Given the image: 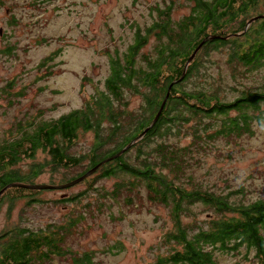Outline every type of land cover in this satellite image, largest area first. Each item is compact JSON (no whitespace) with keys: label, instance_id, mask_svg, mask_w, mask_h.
I'll list each match as a JSON object with an SVG mask.
<instances>
[{"label":"trees","instance_id":"trees-1","mask_svg":"<svg viewBox=\"0 0 264 264\" xmlns=\"http://www.w3.org/2000/svg\"><path fill=\"white\" fill-rule=\"evenodd\" d=\"M188 1V15L174 21L171 7L160 12L161 19L147 27L145 34L139 31L123 57L112 56L104 89L96 91L81 109L55 121H18L16 131L0 144V191L11 184L42 185L35 181L47 164L33 163L28 171L19 170L22 162L34 160L38 153L47 155L52 172L83 169L72 177L64 174L57 185L46 184L60 186L132 144L131 150L80 183L87 188L80 193L67 194L76 185L60 190L9 187L0 198V208L8 204L12 209L24 199L28 207L62 204L70 210L61 223L37 230L17 224L1 233L0 264H50L63 258H70L71 264H95L96 253L74 252L68 239L97 205L94 201L101 203L100 211L102 203L124 193L130 202L131 195L142 188L151 203L170 209L174 224L159 245L167 252L158 254L152 264H219L220 254L238 255L243 249L255 252L257 260L264 262V199L246 202L244 186L224 192L193 181L197 156L219 138L234 142L253 137L256 127L264 128V85L251 90L235 84L239 77L264 69V18L248 24L264 15V0ZM152 35L156 41L152 56L139 57ZM211 36L218 39L209 41ZM205 40L184 80L173 86L160 120L138 139L152 125L170 85L180 80L188 60ZM216 55L227 65L233 84L221 74L216 78L206 74V64L215 63ZM21 92L11 81L0 90V97L12 103ZM134 96L141 98V104L132 110ZM80 134H92L94 140L88 152L75 155L71 148ZM189 137V144H181ZM99 178H115L112 191L97 187L93 181ZM48 191L63 194L45 201L40 196ZM199 214L205 217L199 219Z\"/></svg>","mask_w":264,"mask_h":264},{"label":"rangeland","instance_id":"rangeland-1","mask_svg":"<svg viewBox=\"0 0 264 264\" xmlns=\"http://www.w3.org/2000/svg\"><path fill=\"white\" fill-rule=\"evenodd\" d=\"M188 0H0V90L13 81L22 96L12 103L0 97V144L16 131L18 121H55L75 109H81L96 91L104 89L110 74V60L123 57L134 43L137 33L145 34L147 27L168 11L179 21L189 14ZM9 11V13H8ZM139 57L154 52L156 41L149 36ZM10 49V51H9ZM138 57V58H139ZM142 58V57H141ZM51 59L49 62H46ZM140 59V58H139ZM144 65V64H143ZM206 74H220L230 84L228 67L222 57L206 64ZM238 88L256 89L264 85V69L239 77ZM141 98L130 99L132 110L138 109ZM253 137L234 142L219 138L209 150L202 152L193 169L194 183L212 190L228 191L245 187L246 202L264 199V128L256 127ZM72 146L75 155L88 152L94 137L80 134ZM190 137L181 140L189 144ZM46 154L38 153L32 161L22 162L19 170L28 171L33 163L47 164L37 184H59L65 176L83 171L75 168L63 173L52 172ZM93 180V179H92ZM116 179H97V187L110 191ZM87 188L78 184L67 194L80 193ZM63 192L48 191L41 195L45 201L60 199ZM101 203L88 210L78 224L76 234L68 239L74 252L96 253L95 264H152L158 254L167 252L160 247L163 236L173 228L171 211L147 199L142 188L131 195ZM65 205L28 207L21 199L10 209L0 208V234L19 224L33 230L50 223H61L70 210ZM199 219L205 217L198 215ZM187 221V220H186ZM219 264H264L243 249L238 255L220 254ZM50 264H71L70 258Z\"/></svg>","mask_w":264,"mask_h":264},{"label":"water","instance_id":"water-1","mask_svg":"<svg viewBox=\"0 0 264 264\" xmlns=\"http://www.w3.org/2000/svg\"><path fill=\"white\" fill-rule=\"evenodd\" d=\"M8 13H9V11H8ZM262 18H264V15L254 17V18H252V19L249 21L248 24H250L251 22H253V21L257 20V19H262ZM2 33H3V28H0V35H3ZM215 39H218V37H212V36H211V38H209L208 40L211 41V40H215ZM206 42H207V40H205L201 45H199L198 48L194 51V54L190 57V59L188 60V62H187V64H186V69H185V71H184L182 77L180 78V80H179V81H174L173 84L170 85V87L168 88V95L165 97L163 103L161 104V109H160V111L158 112V114L156 115V117L154 118V121H153L152 125L149 126V128L146 129L144 132H142V134L138 137V139H140V138L144 137L146 134H148L149 129H151V128H152V127H153V126H154V125L160 120L159 118H160V116H161V114H162L164 108L166 107L165 105H166L167 100L169 99V96H170V94H171L170 92H171L173 86L176 85V84H178V83H180V82H182V81L184 80V78H185V76H186V71H187V69H188V67H189L188 65L194 60V58H195L196 55L198 54V51L201 49V47H202ZM131 149H132V144L126 146V148H124V150H122L120 153H118V154L112 156L110 159H107V160L102 161L101 163L98 164V166H96V167H94V168L88 170V171L84 174V176H82V177H80V178L74 180L73 182H71V183H69V184H66V185H60V186H52V185H33V186H27V185H24V184H21V183H20V184H11V185L7 186L6 188H4V189H2V190L0 191V198H1V196L5 193V191H6L9 187H18V188L22 187V188H28V189H33V190H34V189H39V190H47V189L60 190V189L71 188V187H73L74 185L80 184V183L86 181V179H88V178L94 176V174H96V173L98 172V170H99L103 165H105V164L111 162V160H113V159H117V158H119L121 155H124V153L128 152V151L131 150Z\"/></svg>","mask_w":264,"mask_h":264}]
</instances>
